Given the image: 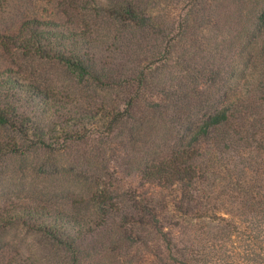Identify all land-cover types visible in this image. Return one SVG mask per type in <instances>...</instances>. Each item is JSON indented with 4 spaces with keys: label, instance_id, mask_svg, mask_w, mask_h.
Here are the masks:
<instances>
[{
    "label": "trees",
    "instance_id": "16d2710c",
    "mask_svg": "<svg viewBox=\"0 0 264 264\" xmlns=\"http://www.w3.org/2000/svg\"><path fill=\"white\" fill-rule=\"evenodd\" d=\"M106 1L138 45L118 83L73 22L26 20L23 46L108 94L0 69L1 167L77 197L0 203V264H264V0ZM15 224L39 251L1 237Z\"/></svg>",
    "mask_w": 264,
    "mask_h": 264
},
{
    "label": "rangeland",
    "instance_id": "374dc122",
    "mask_svg": "<svg viewBox=\"0 0 264 264\" xmlns=\"http://www.w3.org/2000/svg\"><path fill=\"white\" fill-rule=\"evenodd\" d=\"M93 1H97L102 8L107 5L106 0ZM33 17L73 22L86 29L95 45L92 53L98 65L111 72V77L117 75V80L113 81L112 77L110 83L119 82L117 73L130 67L134 50L138 47L130 33L121 28L107 11L98 9L92 0H0V69L13 68L24 78L35 80L45 88L65 91L85 100L108 94L110 89H101L97 83L81 80L63 63L24 48L26 34L23 25ZM9 133L0 126V137L8 136ZM3 163L13 165L16 159L3 156V162L0 163V203L13 200L19 205L46 203L60 208L73 207L72 203L77 197L70 196V186L59 176H50L37 165L34 166L35 170L25 169L23 173L13 167L7 170L1 167ZM199 230L195 231L196 237ZM1 237L15 249L27 253L39 251L43 242L41 234L21 224L4 229Z\"/></svg>",
    "mask_w": 264,
    "mask_h": 264
}]
</instances>
